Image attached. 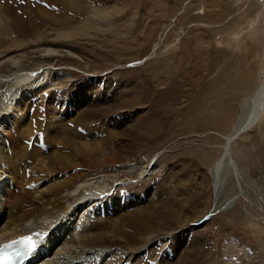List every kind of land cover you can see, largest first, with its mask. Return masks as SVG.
<instances>
[{
  "label": "rangeland",
  "instance_id": "obj_1",
  "mask_svg": "<svg viewBox=\"0 0 264 264\" xmlns=\"http://www.w3.org/2000/svg\"><path fill=\"white\" fill-rule=\"evenodd\" d=\"M28 2L45 6L49 18L71 17L81 35L58 40L52 22L46 18L41 28L39 16L33 34L15 35L14 17L6 15L9 20L0 19V59L44 47L60 51L36 59L43 66L36 80L70 90L84 105L89 130L91 122L99 130L100 146L119 153L120 162L110 159L78 183L87 194L52 227L61 232L59 242L68 234L80 240L94 204L113 196L131 203L129 212L115 213V228L133 212L143 221L141 227L128 225L120 240L93 248L77 243L74 251L83 253L69 263L264 264V118L227 141L231 170L221 165L213 173L207 165L219 157L235 119L253 113V89L264 85V0H0L25 19L19 6ZM13 39L26 41V48ZM237 80L245 84L241 90ZM4 87L0 113L24 98L31 83ZM10 88L18 89L17 97L2 101ZM61 147L56 143L51 152ZM206 153L210 158L202 160ZM231 194H238L232 207L212 213ZM40 236L44 248L46 235ZM59 242L44 258L64 249Z\"/></svg>",
  "mask_w": 264,
  "mask_h": 264
},
{
  "label": "bare ground",
  "instance_id": "obj_2",
  "mask_svg": "<svg viewBox=\"0 0 264 264\" xmlns=\"http://www.w3.org/2000/svg\"><path fill=\"white\" fill-rule=\"evenodd\" d=\"M37 5L28 2L25 6H19L22 13L27 16L25 19L19 16L20 13L12 12L11 6L0 4V19L3 20L6 15L14 17L13 27L10 25V29L13 28L15 35L27 36L33 34L36 29L32 24L34 23V17L36 20L38 16L42 19L41 28L42 25L47 24L46 18L52 22L53 28L51 29L58 34V40L61 38L64 41L76 37L77 34L81 35V33L79 34L81 32L79 26L70 25L71 17L54 13L49 18L46 15L50 12L45 9V6ZM7 20L9 19L7 18ZM11 20L8 22H11ZM0 30L3 31L1 27ZM3 39L1 38V43H4ZM13 40L17 41V39ZM16 44V47H25L27 43L26 41H17ZM58 52L60 51L54 48L44 47L42 51L18 52L19 54L7 55V57L5 55L0 59L1 88L6 87L7 84H18L26 80L31 83V89L24 95V98H20L19 102L17 100L13 108L7 103L5 110L0 113V173L4 177L1 179L0 184V241L30 235L34 237L39 245L41 236H36V233H42L46 235L43 250L47 252L48 250L52 251V249L54 251L57 247L53 248L54 245L61 240V232L57 234L52 227L57 221L66 218L67 212L72 209L73 204L80 200L81 196L84 197L87 192L78 183L82 182L88 174H92L96 168L107 165L110 159L115 164L120 162L117 159L119 155L117 151L113 149L108 151L100 146L98 142L100 137L97 133L99 130L97 129L96 132L92 128V122V130H89V122L84 117V105L80 107L77 98H72L69 95L70 90L51 87V84L39 85V81L36 80L39 78V73L41 74L39 72L41 67H43L39 62H35L36 59L59 56ZM64 56L74 59L76 57L71 52H67ZM36 73L37 75H35ZM221 78L219 77V79ZM219 79L216 80L217 83ZM238 80L235 82L239 83L237 90H241L245 84ZM220 83L218 84L220 85ZM207 86L210 92V81L209 83L207 81ZM215 87L220 88L219 86ZM258 88V90L253 89L252 101L250 100L252 103L251 112L253 113L235 119L230 132L223 137L225 143L222 145L219 157L215 161L209 162L207 160L210 170L214 169L211 172H217L221 165H223L222 168L231 170L232 164L229 159L231 155L227 141L236 139L238 133L241 132L242 134V132L249 130L250 126L254 125L256 121L260 124L263 120L264 85ZM82 89L89 90L90 87L83 86ZM17 90L13 89L11 91L10 88V92L6 94L4 92L2 101L4 99L8 102L14 100L19 93H17ZM91 90L98 92L95 88H91ZM212 90L215 91V89ZM74 91L79 95V88ZM204 95L206 96V94ZM202 98L203 96L200 100ZM9 107L12 108V112L8 111ZM244 111L245 109L243 113ZM28 117L30 118L28 119ZM47 119H51V122L49 123ZM54 121L60 122L55 123ZM111 138L114 141V146H120L118 140L121 138L119 135L115 134ZM53 143H60L62 147L59 149L53 148L52 153ZM209 158L210 153H206L202 160ZM231 195L226 196L220 204H216L214 206L215 211L212 213L230 209L238 197V194ZM128 201L129 199L126 196H113L110 199H102L96 202L94 204L96 213L93 220L87 225L88 228L83 229L84 233L79 236L80 240H76L71 236L72 234H68L61 242L64 252L62 253L63 250H59L57 253L55 252V257L48 258L46 256L47 258H43L41 261L37 260L40 253L38 246L36 251L29 257L30 261L27 264H70L71 258L77 260L83 253V251H74L77 243L93 248L98 243L104 244L120 240L123 236L118 234L126 235L128 225L141 227L143 221L138 215L135 216L136 213L134 212L121 222L122 225L124 224L123 227L115 228L114 223H112L118 222L115 218L117 210H122L123 213L129 212L128 209L131 203L129 204ZM73 209L74 213L78 212L75 207ZM67 229L69 228L67 227ZM135 230L138 232L140 228ZM66 231V233H69L68 230ZM130 247L136 249L134 245ZM69 251H72L75 255L67 256L66 254ZM134 252L135 250H132L130 254H134ZM56 259H58V263H56Z\"/></svg>",
  "mask_w": 264,
  "mask_h": 264
},
{
  "label": "snow or ice",
  "instance_id": "obj_3",
  "mask_svg": "<svg viewBox=\"0 0 264 264\" xmlns=\"http://www.w3.org/2000/svg\"><path fill=\"white\" fill-rule=\"evenodd\" d=\"M205 219H207V217H205ZM40 235H42V233H36V236ZM21 244L22 247L17 248L13 252L8 251L12 248L10 244H5L0 247V264H17V261L23 260L36 251L37 243L32 237H24Z\"/></svg>",
  "mask_w": 264,
  "mask_h": 264
}]
</instances>
